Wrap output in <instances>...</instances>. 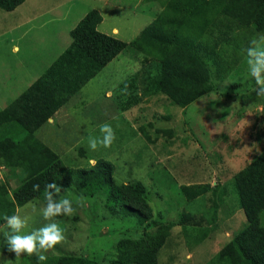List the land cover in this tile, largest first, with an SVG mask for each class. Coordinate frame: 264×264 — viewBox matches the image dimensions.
<instances>
[{"label": "rangeland", "instance_id": "1", "mask_svg": "<svg viewBox=\"0 0 264 264\" xmlns=\"http://www.w3.org/2000/svg\"><path fill=\"white\" fill-rule=\"evenodd\" d=\"M172 2L24 0L12 10L0 7V110L70 45V31L88 11L102 15L99 31L127 43L36 135L68 168H89L99 159L109 161L114 183H141L152 209L151 217L141 222L138 215L109 202L108 189L85 195L73 188L65 190L73 213L46 221L40 214L45 202L36 198L17 207L15 214L27 221L22 231L55 221L64 239L44 253L45 262L37 261L35 253H22L16 260L3 243L4 232L10 231L4 222L0 264H67L70 257L97 264H139L134 255L151 251L155 243L154 264H218L215 256L246 225L234 179L264 153V98L251 90L253 81L247 77L243 50L264 31L245 26L218 45L215 51L224 62L223 77L217 80L215 67L209 64L215 89L182 107L163 92L143 94L150 87L147 76L156 73L158 59L153 51L131 44L160 14L174 19L165 21L168 28L180 18L168 8ZM201 22L195 18L184 26L187 38L193 37ZM14 46L19 50L13 52ZM129 79H133L132 88L125 86ZM131 97L138 102L124 110ZM102 123L113 127L115 139L107 148L98 145L91 150L87 136L100 135ZM23 176L22 169L0 166V181L9 193ZM189 184L204 185L206 191L189 200L182 192V186ZM261 218L264 224V211ZM165 226L169 234L159 245L154 236Z\"/></svg>", "mask_w": 264, "mask_h": 264}, {"label": "trees", "instance_id": "2", "mask_svg": "<svg viewBox=\"0 0 264 264\" xmlns=\"http://www.w3.org/2000/svg\"><path fill=\"white\" fill-rule=\"evenodd\" d=\"M23 1L0 0V7L12 10ZM168 8L180 17L175 20L180 23L172 22L168 28L165 21L174 19H165V13L160 14L131 44L139 50L153 51L158 59L156 73L147 76L150 87L143 94L163 92L184 107L215 89L209 64L214 65L217 80L223 77L224 62L216 57L215 51L218 45L230 40L245 26L264 31V0H173ZM195 18L202 24L197 25L193 37L187 38L184 26L191 21L194 23ZM101 20L99 11H88L70 31V45L43 74L0 110V166L15 167L24 172L22 182L12 193L0 181V226L6 216L16 213L18 206L36 198L45 202L46 182L60 186L58 198H64L65 190L73 188L85 195L108 189L109 202L116 203L119 210L126 209L130 214L138 215L141 222L152 215L141 183L116 185L112 179V164L103 159L89 168H68L59 154L36 135L57 110L127 46L122 39L99 31L97 25ZM125 86L134 87L133 79L126 80ZM137 102V97H131L124 110ZM234 180L238 208L244 211L247 223L218 252L216 262L264 264L261 218L264 211V153L240 170ZM33 184H39V190L34 191ZM204 191L206 186L201 184L182 186V192L189 200ZM183 216L185 222L187 216ZM168 234L165 226L154 238L161 245ZM156 249L155 243L151 251H139L133 258L139 264H154ZM67 259V264H97L83 258Z\"/></svg>", "mask_w": 264, "mask_h": 264}, {"label": "clouds", "instance_id": "3", "mask_svg": "<svg viewBox=\"0 0 264 264\" xmlns=\"http://www.w3.org/2000/svg\"><path fill=\"white\" fill-rule=\"evenodd\" d=\"M264 34L257 39L250 41V45L244 49L247 58V77L253 81L252 91H255L260 98H264ZM18 46H14L12 51H18ZM98 136H87V146L91 150H96L98 145L105 148L109 147L115 139V132L109 123L99 125ZM95 163V161H90ZM33 190H39V184H33ZM60 186L55 182H46L44 185V207L40 214L44 220L60 215L68 216L74 211L72 201L67 197L58 198ZM10 231H5L3 236L4 246L8 251L14 252L16 260H19L22 253L27 255L35 253L36 260L45 262L47 260L44 254L53 249L60 241L64 239L63 230L55 221L45 223L39 228L30 232H23L22 229L27 221L18 214L8 215L4 218Z\"/></svg>", "mask_w": 264, "mask_h": 264}, {"label": "crops", "instance_id": "4", "mask_svg": "<svg viewBox=\"0 0 264 264\" xmlns=\"http://www.w3.org/2000/svg\"><path fill=\"white\" fill-rule=\"evenodd\" d=\"M34 80H35V79H34ZM34 80H33V81H34ZM33 81H32V82H33ZM32 82H31V83H32ZM31 83H30V84H31ZM30 84H29V85H30ZM49 120H50V119H49Z\"/></svg>", "mask_w": 264, "mask_h": 264}]
</instances>
